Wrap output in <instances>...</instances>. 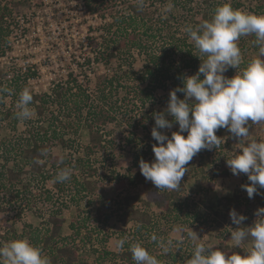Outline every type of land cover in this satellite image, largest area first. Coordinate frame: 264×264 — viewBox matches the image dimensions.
<instances>
[{"label": "trees", "instance_id": "obj_1", "mask_svg": "<svg viewBox=\"0 0 264 264\" xmlns=\"http://www.w3.org/2000/svg\"><path fill=\"white\" fill-rule=\"evenodd\" d=\"M24 1L17 0L15 4H23ZM83 1L84 11L91 16L98 17L101 22L97 26L99 33L87 36L89 54L85 55L83 61L78 65L80 74L82 73L84 77L87 76V71L83 70V63L90 66L94 61L109 62L114 59L116 65L112 68L110 75L96 77L93 89L94 95L88 92L86 85L80 82L72 73H69L71 76L70 81L67 80L64 85H54L49 94L35 93L30 90L33 96L30 108L37 119H40L37 121L38 125L34 126L29 123L30 126L23 129L26 134H23L25 137L21 140L16 141L14 139L13 142L5 138L0 140L2 153L9 154L12 152L16 157L15 160H11L10 157L3 159L2 155L0 157V160H2L0 164V211L6 210L8 205L10 206L11 198L15 196V193L18 195L21 189H16L13 193L18 184L22 186L19 188L23 189H28L27 186H31L23 183L27 173L28 181L26 184L30 181H32L31 184H34L38 183V179L44 180L47 178L45 176L47 166L57 170L64 167L71 169L78 167V163H71L63 156L54 155L52 148L56 145L63 148H72L82 128L88 131L89 143L86 146L85 155H91L100 149L106 151L109 146H114V139L106 138L107 131H102V126L110 122L120 120L135 129L139 127L146 128L145 120L149 119L151 113L155 112L156 90L162 89L165 92L162 101L167 104L169 92L178 86H182L180 77L195 74L198 70L200 60L194 56L198 53H193L192 49L186 45L188 35L183 31V28L186 25L195 26L202 20H210L216 6L223 3L216 0H143V5H140L139 0H133L131 2L127 1L126 6L119 9L116 7L115 0ZM146 2H148L147 5ZM192 3H195V7L191 5ZM199 4H206L207 7H202ZM169 5L173 9L169 10ZM162 6L167 11L166 15L161 13ZM154 12H156V15ZM11 13L12 9L7 0H0V56L5 54L3 45H5V37L8 32L6 18ZM254 39L255 37L251 36V40L254 41ZM248 40L241 37L237 42L241 51L248 46ZM184 43L185 45L180 47L179 44ZM256 47L259 53L258 46ZM134 53L141 57L139 68L134 67V58L128 63L127 58ZM249 61H242L240 67H245ZM126 64L127 67H125ZM235 71V69L229 67L224 75L231 78ZM34 75L35 71L27 69V72H21L20 69L13 71L9 79H5L4 73L0 69L1 88L12 90L11 94L7 93L10 97L9 106L0 109V114H2L4 120H8L7 124L12 129L20 120L16 117V102L19 99V93L24 88H28L27 80ZM0 94L1 98L5 97L3 93L0 92ZM177 96L183 99V93L178 92ZM2 105L4 106V103ZM27 121L32 122L31 119ZM129 135L125 137V142L128 146H133L136 143ZM184 135L186 136L187 133L185 132ZM136 140L140 141L141 139ZM140 142L144 147L145 143ZM222 142L224 141L221 138V145H223ZM42 150H47L48 155L46 157L41 156ZM204 151L201 150L198 154L205 155ZM146 153L147 149L143 151L140 157H144L143 155ZM18 158L21 159V162H18ZM61 158H63L62 163ZM37 159L44 160V163H36ZM80 161L86 167L87 173H83V175H91L96 172V167H92L88 159L86 160L87 163L83 159ZM186 167L188 166L186 165ZM193 167L195 176H199L200 172L207 173L209 170L206 168V171L203 166ZM134 176L136 182L142 183L147 190V205L149 206L151 203L155 209L149 211L146 208L120 206L117 220L123 226L132 223L135 227L139 224V229L150 227L155 230L156 236L164 242L167 238L166 235L164 236V232L167 229L169 230L172 224L176 222L174 218L181 214V218H189L192 221L199 217V206L205 208L213 206L211 199L203 194L204 192L200 187L197 188L199 191L196 200L190 194L182 197L181 192L184 191L186 173L181 181V187L177 190H158L152 183L145 180L138 171ZM195 176L194 184H198L200 181ZM72 179L69 180L72 183V186L69 185V187L73 190L71 197L79 199L78 194H82L85 190H92L90 180L84 179L79 182L76 175H72ZM132 182L134 183V180ZM249 183L248 179H244L240 190L246 193L243 186ZM122 184L120 180V185ZM238 198L239 195L233 198L237 206L241 203ZM92 200L98 202L101 199L95 197ZM92 200L88 202L92 203ZM256 201L264 207V188H262L261 195L256 197ZM101 203L104 204V202ZM235 205L233 204L231 208L235 209ZM69 206V204L61 202L59 208L57 207L49 212L48 222L43 224L42 227L33 228L30 224H27L22 227L20 233L12 229L7 240L27 238L30 243L42 250L43 254L50 259L51 264H86L78 254L81 246H84L86 242L78 238V242L81 243H76L74 242L76 241L75 238L69 239L59 233L64 223V217L60 216L61 212ZM242 215H244V212ZM107 216L109 217V215H106V218ZM244 216L246 217L242 222L244 226L251 225L255 220L250 210ZM162 223L163 228L160 227ZM156 229H158L157 232ZM75 234L80 236L78 228L75 229ZM245 243H250V241ZM101 244L100 253L98 250L93 249L98 256L95 263L91 264H103L105 261L113 264H135L131 252L128 250L129 244H126L123 250L115 253L105 247V242ZM141 244L160 261V264H166L169 259L174 261L180 252H190L189 247H186L183 243L181 245V243L172 242L167 252L154 241ZM218 249L229 254L238 252L241 255L246 250L244 245L236 248L227 244L218 247Z\"/></svg>", "mask_w": 264, "mask_h": 264}, {"label": "rangeland", "instance_id": "obj_2", "mask_svg": "<svg viewBox=\"0 0 264 264\" xmlns=\"http://www.w3.org/2000/svg\"><path fill=\"white\" fill-rule=\"evenodd\" d=\"M15 1L17 0H7L12 13L6 18L8 32L5 37V45H3L5 54L0 56V69L4 73L5 79H9L13 71L26 67V70L35 71V75L27 80L28 89L35 93L49 94L54 85H64L67 80L70 81L71 76L69 73H72L73 76L86 85L88 92L93 94L96 77L99 75H110L112 68L116 65L114 59L109 62L94 61L90 66L83 63V70L87 71L86 77L82 73L80 74L78 70V65L83 61L84 55L89 50L87 36L99 33V28H97L100 21L99 18L90 17L81 12V9H83L82 0H25L22 2L23 4L17 5ZM115 1L117 3L116 7L123 9L128 2L133 0ZM216 1L230 3L232 7L235 5L234 9L244 12L257 15L264 14V0ZM147 4L148 2H146ZM194 4L192 3L191 5ZM199 5L207 7L206 4ZM166 12L164 6H162V15H166ZM154 14L156 15V12ZM244 37L249 40L247 42L248 46L241 51L242 61L247 62V60L251 61L258 58L259 53L256 50L257 47L254 41L251 40V35ZM185 43L188 48L192 49L193 53H197L188 37ZM185 43L179 44L180 47L184 46ZM133 58L135 60L134 67L139 68L141 65L140 55L137 56L134 53L127 58L128 63ZM125 67H127V64ZM1 93L5 97H0V109H4L9 106L10 97L7 95L8 92ZM155 95L157 100L155 101L154 113L163 112L167 106L162 101V96L165 95V92L162 89H157ZM2 103H4V106ZM154 113H151L149 119L145 120L146 128L139 127L135 129L120 120L102 126V131H107L106 138L114 139V146H109L106 151L100 149L91 155H85L86 146L89 143L88 131L85 128L79 131L77 141L72 148H63L60 145L54 146L52 148L54 155L63 156L71 163H78V167L72 169V175H76L79 182L84 179L90 180L92 190H85L82 194L77 195V197H80L79 199H75L71 197L73 191L69 187V185L72 186L71 181L54 182L57 169L47 166L45 173L47 178L44 180L38 179V183L34 184H31L32 181L26 184L28 181L27 173L23 183L31 186H27L28 189H23L19 188L22 186L18 184L13 190V193H15L16 189H21L18 195L15 193V196L11 198L10 206L8 205L6 210L0 211V241L11 240H7V237H10L12 229L20 233L22 227L27 224H30L33 228L42 227L43 224L48 222L49 212L57 208L61 202L70 206L61 212L60 216L64 217V223L59 233L69 239L75 238L76 241L74 242L76 243L79 241L78 238L86 242L78 251L80 259L86 264L95 263L98 254L93 249L98 250L100 253L101 243L105 242V247L115 253L119 251L115 247V241L118 239L127 238L128 242L125 245L129 244V246L134 242L151 241L150 236L155 233V230L150 227L139 229L132 223L123 226L117 220V215L120 206L146 208L149 211L155 209L151 203L149 206L147 205V190L142 183L136 182L134 176L137 171L141 174L139 169V161L141 159L149 163L154 160L152 145L157 143L151 137V129L155 126ZM165 118L169 119L171 117L166 115ZM0 119V140L5 138L12 142L14 139L18 141L25 137L23 129L30 126V124L38 125L37 121L40 120L37 119L33 112V116L30 118L32 122H28V119L19 120L15 128L12 129L7 124L8 120H4L2 114H0ZM252 127L253 125L250 123L249 129H252ZM262 127L260 128L261 133L264 130V125ZM157 130L164 132L170 137L171 132L178 131V124L173 122L171 129ZM255 133L260 135L258 131ZM182 134L184 135V133ZM215 134L217 137L220 136L225 142H222L223 145L216 149L205 150V155L197 154L193 157L187 165L189 172L186 173L184 191L181 192L182 197L190 194L196 200L199 191L197 188L200 187L204 192L203 194L211 199L213 206L211 208L199 206V217L192 221L189 218H181V214L177 217L178 219L174 218L176 222L172 224L169 230L167 229L164 232V236H167L165 243L171 241L176 244H185L186 247H189L190 252H180L174 261L169 259L166 264H186L196 244L204 243L215 248L226 244L233 246L230 240V227L235 228L236 225L230 220L229 212L232 210L231 206L235 205L233 198L236 195H239L238 200L241 202L238 206L237 204L235 205L234 210L238 214L244 212L245 215L250 210L251 214L256 218L254 215L255 210L263 207L257 204L253 198L242 197L244 192L240 189L244 180L240 175H233L226 165V159L231 157L234 152V146L238 145H236L237 140L225 128L218 129ZM128 135L134 139L135 145L128 146L126 144L125 137ZM136 139H141L140 141L147 146L142 147L141 142ZM258 140L262 141L260 138ZM146 149L147 153L141 158L140 156ZM1 155L3 159L8 157L11 160L16 159L14 153L4 154L0 147V157ZM79 159H83L85 163H87L86 160L88 159L92 167H96V172L91 175H83V173H87L86 167ZM1 161L0 164L2 163ZM18 162H21L20 158H18ZM192 166H203L204 169H209L207 173H199L204 179H201L202 177L199 178L201 182L198 184H194L195 179L193 178H188L187 180L188 174L192 171ZM25 170L27 171L28 169ZM120 180L123 183L122 185H120ZM132 180H134V183ZM148 182L151 183V181ZM95 197L101 200L93 202L92 199ZM91 200L92 203H89ZM101 202H104V204ZM106 215H109V217L107 216L106 218ZM163 226L162 223L160 227L163 228ZM76 228H78L80 236L75 234ZM157 231L158 229H156ZM192 231L198 238H193L194 233ZM249 244L245 243V248ZM103 264L113 263L105 261Z\"/></svg>", "mask_w": 264, "mask_h": 264}, {"label": "clouds", "instance_id": "obj_3", "mask_svg": "<svg viewBox=\"0 0 264 264\" xmlns=\"http://www.w3.org/2000/svg\"><path fill=\"white\" fill-rule=\"evenodd\" d=\"M139 3L143 5V0ZM183 31L197 50L194 56L199 58L200 64L195 74L180 77L182 86L169 92L166 109L153 114L155 126L151 137L157 142L152 145L154 160L149 163L141 159L140 172L158 190H177L188 172L186 165L201 150L220 147L221 137L215 133L225 128L238 141L226 165L233 175H247L250 183L243 187L251 199L259 194L258 186L264 188V141L250 138L249 132L250 123L264 125V14L234 9L225 2L216 6L210 20H202L195 26L186 25ZM249 35L255 37L259 56L241 68L242 56L237 42ZM229 67L236 70L231 78L224 75ZM11 91L0 88V92L11 94ZM178 92L183 93V99L178 98ZM32 101L30 90H21L16 102V117L21 121L33 116ZM166 115L171 120L166 119ZM173 122L178 124V131L171 132L170 137L157 130L171 129ZM185 132L186 136L182 134ZM47 155V150L41 151V156ZM35 162L42 164L44 160ZM71 175V168H60L54 182H67ZM254 215L253 223L244 226V215L234 209L229 212L230 220L236 225L230 227L233 247L239 248L250 241L243 255L229 254L200 243L194 246L186 264H264V207L255 210ZM193 238H198L195 233ZM150 239L165 252L172 243H165L155 233ZM127 242V238L118 239L115 247L123 250ZM128 250L135 264H160L139 242L131 243ZM0 264H51V261L27 238H20L0 241Z\"/></svg>", "mask_w": 264, "mask_h": 264}, {"label": "crops", "instance_id": "obj_4", "mask_svg": "<svg viewBox=\"0 0 264 264\" xmlns=\"http://www.w3.org/2000/svg\"><path fill=\"white\" fill-rule=\"evenodd\" d=\"M262 127V125H253V127H252V129L250 128L249 129V131H250V138H255V139H258V138H260V139H262V141H264V130H263V132L261 133V128ZM257 129V130H256ZM262 129H263V127H262ZM256 131H258V133L260 134V135H258V134H256L255 132ZM234 138V137H233ZM238 142V141H237ZM237 145V144H236ZM238 147V145L237 146H234V149H233V151H235L236 150V148ZM207 171V170H206ZM189 172V171H188ZM187 173V172H186ZM206 173V172H205ZM189 176L187 177V180H188V178H193L194 179V176H195V169H194V167L192 166V171H191V173L190 174H188ZM197 179H199V178H201L202 177V175L201 174H199V176L197 175V176H195ZM240 177H242L243 178V180L244 179H247V175L246 174H243V173H241L240 174ZM201 179H204V177H202ZM185 180H186V176H185ZM199 181L201 182V180L199 179ZM258 192H259V194H256V195H254V197H253V200H255V202L257 203V204H259L257 201H256V197L257 196H259V195H261V193H262V188H259V186H258ZM246 197L247 196V193H242V197ZM247 198H248V196H247Z\"/></svg>", "mask_w": 264, "mask_h": 264}, {"label": "built area", "instance_id": "obj_5", "mask_svg": "<svg viewBox=\"0 0 264 264\" xmlns=\"http://www.w3.org/2000/svg\"><path fill=\"white\" fill-rule=\"evenodd\" d=\"M82 1H83V0H82ZM84 10H85V6H84V1H83V9H81V12L87 14ZM87 15H89V14H87ZM89 16H90V17H96V16H91V15H89ZM97 18H98V17H97ZM99 20H100V19H99ZM100 22H101V20L99 21V24H100ZM87 45H88V42H87ZM88 47H89V46H88ZM87 54H89V51H88ZM87 54H86V55H87ZM84 56H85V55H84ZM22 71H27V70H26V67H23V69H21V72H22Z\"/></svg>", "mask_w": 264, "mask_h": 264}]
</instances>
